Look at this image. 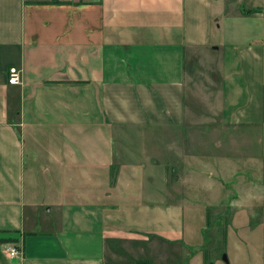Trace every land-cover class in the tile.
Segmentation results:
<instances>
[{
	"label": "crops",
	"instance_id": "0c3cea01",
	"mask_svg": "<svg viewBox=\"0 0 264 264\" xmlns=\"http://www.w3.org/2000/svg\"><path fill=\"white\" fill-rule=\"evenodd\" d=\"M145 130L167 139L150 165L121 147ZM244 173L264 179V0H0V239L20 250L0 264H157L140 258L150 212L214 209ZM249 208L264 264V202Z\"/></svg>",
	"mask_w": 264,
	"mask_h": 264
},
{
	"label": "rangeland",
	"instance_id": "374dc122",
	"mask_svg": "<svg viewBox=\"0 0 264 264\" xmlns=\"http://www.w3.org/2000/svg\"><path fill=\"white\" fill-rule=\"evenodd\" d=\"M159 132L153 133V130H145L143 136L138 139L135 138L138 142L136 145L135 142L132 141L129 146L122 145L121 147L131 152L133 151L131 148H135L137 152H144L145 156L142 157L146 161H144L145 165H150L153 161L151 158L153 154L162 155L165 153L164 144L167 139L165 134ZM45 141L54 142L50 141L49 138H45ZM110 146L112 156L118 153L125 155L123 151L120 150V146H117L116 143H110ZM48 147H50V145H48ZM81 148L84 149L85 147ZM34 157L37 158V156ZM119 158L121 157H114L115 160ZM120 162L122 161L116 163L112 162V182L115 179L116 173L119 172ZM246 162L247 161L241 159L233 161V168H239L240 166L244 167V164H248ZM137 164H139L138 161ZM39 165L40 162L38 159L33 161L32 168L35 170V175L37 176V178H35L36 176L34 177V184L36 189L42 188V191H44L45 187H50L51 184H49V177L45 176ZM124 169L125 168L121 166L122 172H124ZM168 174L167 172V175ZM259 176L258 174L256 177H249L244 173L242 176L240 174L239 176L237 175L228 179L227 182L229 183L224 179V189L219 195L221 202L219 205L216 204L214 209L213 207L211 209H197V207H190L183 201L177 200L175 204L172 205L174 206L173 209H160L158 214L157 209L152 210L150 215H158V225L156 224V229L152 230L154 227L151 226L150 223H143L141 227H137V230H143L140 232V235H142V241L140 242L143 244L144 257L141 256L140 258L143 261L147 260V254L150 248L152 252L150 256L158 261L157 264L160 263V258L164 252L163 250H165V253L168 251L172 264H231L234 255L243 250V252L247 254L248 259L245 261V254L242 252L241 257L238 259V263L246 264L247 262V264H254V258L258 251L256 221L254 217L239 216L242 215L243 212L247 214V210L245 209L249 207H251L249 209H257L258 205L264 202V198H261L264 197V195L259 196L258 199L260 200L257 202H253L252 200L246 201L247 190L252 189L254 184L256 187V185L263 183L264 179L260 180ZM166 180L171 181L169 176L166 177ZM235 186H237L238 191L237 197L241 200L239 206H242L244 209L231 207L230 199L232 193H229V190L234 191ZM254 194L257 195L258 193ZM232 195L234 196V194ZM47 201L48 200H46V202ZM230 217H234V219L230 220ZM139 218L140 217L137 216V220H139ZM147 218H149V215L144 214L143 219L146 220ZM166 224H169V231L168 229H164ZM222 235H224L223 244L222 241H220ZM247 235H252V239H245ZM155 238L163 239V241L160 240L156 248H153V246L148 247L151 246L152 243H158ZM163 242L166 247L163 246ZM182 246L184 249H182Z\"/></svg>",
	"mask_w": 264,
	"mask_h": 264
},
{
	"label": "built area",
	"instance_id": "2783aa9c",
	"mask_svg": "<svg viewBox=\"0 0 264 264\" xmlns=\"http://www.w3.org/2000/svg\"><path fill=\"white\" fill-rule=\"evenodd\" d=\"M18 70L15 68H8L6 70V82L8 84H16L18 83ZM1 253L4 255V257L8 260L15 259L19 254L20 250L18 247L13 245L12 243H1L0 244Z\"/></svg>",
	"mask_w": 264,
	"mask_h": 264
},
{
	"label": "trees",
	"instance_id": "16d2710c",
	"mask_svg": "<svg viewBox=\"0 0 264 264\" xmlns=\"http://www.w3.org/2000/svg\"><path fill=\"white\" fill-rule=\"evenodd\" d=\"M253 11H249L248 13H252ZM255 12V11H254ZM13 239L12 238H1L0 239V243H4V242H12Z\"/></svg>",
	"mask_w": 264,
	"mask_h": 264
},
{
	"label": "water",
	"instance_id": "95a60500",
	"mask_svg": "<svg viewBox=\"0 0 264 264\" xmlns=\"http://www.w3.org/2000/svg\"><path fill=\"white\" fill-rule=\"evenodd\" d=\"M223 259H224V257H223Z\"/></svg>",
	"mask_w": 264,
	"mask_h": 264
}]
</instances>
